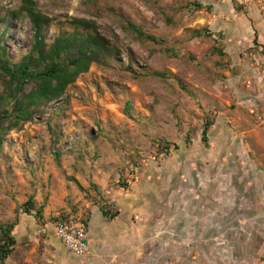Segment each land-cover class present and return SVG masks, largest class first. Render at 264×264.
<instances>
[{
  "label": "rangeland",
  "instance_id": "374dc122",
  "mask_svg": "<svg viewBox=\"0 0 264 264\" xmlns=\"http://www.w3.org/2000/svg\"><path fill=\"white\" fill-rule=\"evenodd\" d=\"M32 1L47 45L95 34L84 18L115 53L26 119L35 82L15 93L0 70V264H264V0ZM22 3L0 0L10 69L33 43ZM61 211L98 217L78 260Z\"/></svg>",
  "mask_w": 264,
  "mask_h": 264
},
{
  "label": "trees",
  "instance_id": "16d2710c",
  "mask_svg": "<svg viewBox=\"0 0 264 264\" xmlns=\"http://www.w3.org/2000/svg\"><path fill=\"white\" fill-rule=\"evenodd\" d=\"M23 2L19 10L12 12L11 15L17 17L19 14H24L30 22L33 40L30 52L23 57L18 66L10 69L4 59L5 50L0 46V70L9 77L10 87L15 86L14 92H22L27 82L34 81L36 84L32 91L23 96V99H27V104H24L23 100H15L14 115L17 116V119H26L30 113L29 104L34 105L35 99L43 98L53 101L61 98L66 87L74 82L79 74L87 72L91 62L99 56H110L115 53L109 46V41L96 32L94 23L84 18H73L71 22L85 29H92L95 34L75 33L69 36H61L51 46L47 45L44 30L48 24V18L35 7L32 0H23ZM130 28L139 38L152 39L134 26H130ZM62 53L70 54L67 62H56L55 59L59 58ZM39 65L43 66L40 71L36 73L29 71L30 67L36 68ZM206 130L207 125L202 130V140H204ZM28 206L24 207L25 213L29 211ZM11 242L10 239L3 241L0 246V260L4 259L3 257L8 252L7 248Z\"/></svg>",
  "mask_w": 264,
  "mask_h": 264
},
{
  "label": "built area",
  "instance_id": "2783aa9c",
  "mask_svg": "<svg viewBox=\"0 0 264 264\" xmlns=\"http://www.w3.org/2000/svg\"><path fill=\"white\" fill-rule=\"evenodd\" d=\"M86 233L87 223L84 218L73 214L56 216L55 237L64 249L76 258L88 254Z\"/></svg>",
  "mask_w": 264,
  "mask_h": 264
},
{
  "label": "crops",
  "instance_id": "0c3cea01",
  "mask_svg": "<svg viewBox=\"0 0 264 264\" xmlns=\"http://www.w3.org/2000/svg\"><path fill=\"white\" fill-rule=\"evenodd\" d=\"M58 214H62V215H64V214H72V213H70L69 211H61V212H58V213H53V215L52 216H54V218H56V216L58 215ZM49 215V210H46L45 212H44V217L45 218H48L47 216ZM79 215V214H78ZM80 217L81 218H84V220L86 221V223H87V235H86V241H87V236H88V229H89V224H91V223H93V217H94V219L95 220H97V215H95V213H94V216L90 219V221H88L87 219V217L85 218L84 216H81L80 215ZM53 228H54V239L58 242V243H60L57 239H56V237H55V222H54V224H53ZM115 237H113V236H111V237H109V239L110 240H113ZM110 243H111V241H110ZM66 253H67V255H69V256H71L72 258H74V259H76V260H78V258H76V257H74L73 255H71V254H69L67 251H65ZM82 264H98V257H97V254H93V256H91V258H89L88 260H84V261H82ZM100 264V263H99Z\"/></svg>",
  "mask_w": 264,
  "mask_h": 264
}]
</instances>
